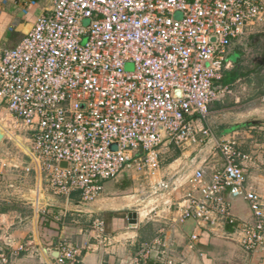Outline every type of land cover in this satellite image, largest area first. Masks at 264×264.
Listing matches in <instances>:
<instances>
[{
  "label": "built area",
  "instance_id": "1",
  "mask_svg": "<svg viewBox=\"0 0 264 264\" xmlns=\"http://www.w3.org/2000/svg\"><path fill=\"white\" fill-rule=\"evenodd\" d=\"M43 1L21 41L0 49V109L27 133L49 190L90 203L123 171L159 172L165 144L212 141L222 166L210 181L201 170L160 179L150 193L161 196L162 209L146 217L176 207L181 222L232 224L227 192L255 219L232 239L264 252V204L245 186L238 159L246 157L208 126L209 105L229 92L220 82L232 44L264 24V0ZM36 4L22 0L23 13ZM93 229L102 236L104 223ZM151 249L142 247L137 264ZM57 252L58 264L77 261L74 247Z\"/></svg>",
  "mask_w": 264,
  "mask_h": 264
},
{
  "label": "crops",
  "instance_id": "2",
  "mask_svg": "<svg viewBox=\"0 0 264 264\" xmlns=\"http://www.w3.org/2000/svg\"><path fill=\"white\" fill-rule=\"evenodd\" d=\"M21 1L0 0V49L15 47L46 6L45 1L36 0L37 4L23 13ZM255 32L264 36V24ZM250 35L254 33L232 44L229 56L232 66L220 82L229 87V92L209 105L208 126L217 137L235 140L237 151L246 157L238 159L245 170V186L259 195L264 204V142L260 131L264 129V121L255 119L256 114H264L258 104L264 102V95L242 97L233 90L249 72L238 55L241 56L240 50ZM236 54L238 57H234ZM2 126L6 130L3 140L10 138L7 127ZM23 133L25 139H19L24 146L29 145V148L25 146L29 153H24L31 160L25 166L23 177L31 180L34 189L27 190L25 198L34 202L22 201L20 198L24 195H19L22 192L18 189L10 193L9 199L0 198V264H58L54 254L62 244L78 250L77 261L67 264H137L135 259L144 245L153 249L142 264H264V252L246 250L232 239L241 227L255 223L248 203L242 198L233 199L227 192L223 193L232 224L223 218L207 224L194 220L181 222L176 207L154 212L152 218L146 217L151 207L162 209L161 197L146 205L150 206L147 212L135 209L140 202L139 193L144 194L152 184L170 174L201 170L209 182L215 170L222 166L212 141L185 148L165 144L160 151L159 172L143 176L133 170L123 171L102 183L93 202L84 203L78 193L67 198L49 190L46 176L32 155L28 135ZM126 177L144 179L145 183L139 191H129L130 182L124 181ZM36 192H39L37 202ZM130 213L137 215L134 226L129 223ZM98 220L105 226L102 236L93 229ZM192 235L197 236L195 241L191 240ZM154 242L157 244L153 245Z\"/></svg>",
  "mask_w": 264,
  "mask_h": 264
},
{
  "label": "rangeland",
  "instance_id": "3",
  "mask_svg": "<svg viewBox=\"0 0 264 264\" xmlns=\"http://www.w3.org/2000/svg\"><path fill=\"white\" fill-rule=\"evenodd\" d=\"M257 31V28L256 30ZM254 35H250L248 39L244 41V45L240 50L241 56L236 54L234 57H240L241 64L244 66L246 71H249V77H243L240 83H237L233 86V90L237 91V93L242 94L243 96L247 95H254L258 92L256 89L255 83H248L249 79L254 78V72L263 69L264 66V36L262 33L253 32ZM258 33V34H257ZM238 55V56H237ZM252 72V73H251ZM262 74H264V69L262 70ZM261 104L259 107H262L264 110V102L258 103ZM262 119L264 121V114L258 113L256 114L255 119ZM14 119L9 115V113L5 109H0V130L4 134L6 130L3 128L2 125H5L10 132V138H5L0 143V198L3 197L4 199H9L12 191L18 189L22 193L19 195H24L20 199L24 202H34L33 199L25 198V193L27 190H32V182L28 178L25 180L24 173H25V166L30 165V155H26L25 153H29L28 144L25 146L22 144V141L19 139H25V134L21 130L20 127L15 128V124L13 123ZM262 134L261 139L264 142V129L260 130ZM17 144V145H16ZM23 151H21L19 148ZM25 152V153H24ZM28 164V165H25ZM128 177L125 178L124 181L130 182L129 184V191H139L141 186L145 183L144 179L142 180H129ZM12 185V187H10ZM34 198V193H31ZM139 205L135 208H141V212L148 211L149 205L154 199H158L159 195L151 196L150 189H147L146 192L143 194L142 192L139 193ZM157 196V197H156ZM35 200L36 202L39 200V192L35 193ZM145 207V208H144ZM134 209V208H133Z\"/></svg>",
  "mask_w": 264,
  "mask_h": 264
},
{
  "label": "trees",
  "instance_id": "4",
  "mask_svg": "<svg viewBox=\"0 0 264 264\" xmlns=\"http://www.w3.org/2000/svg\"><path fill=\"white\" fill-rule=\"evenodd\" d=\"M263 69H264V66H263ZM263 69H260L259 71L254 72V78L249 79L247 81L248 83H255L256 89H258V92L256 94L261 95V96L264 95V74H262ZM249 76L250 74L247 73L246 77H249ZM233 80H234V76L233 78L230 79V81L233 82Z\"/></svg>",
  "mask_w": 264,
  "mask_h": 264
},
{
  "label": "water",
  "instance_id": "5",
  "mask_svg": "<svg viewBox=\"0 0 264 264\" xmlns=\"http://www.w3.org/2000/svg\"><path fill=\"white\" fill-rule=\"evenodd\" d=\"M212 40H214V39H212ZM4 136H5V134L3 132H1V130H0V143L2 142ZM111 149H116V145H112ZM60 165L61 166H66V163H61ZM128 217H129L128 218L129 219V223L133 224V226H134L135 223H136V218H137L136 213H130ZM57 254H58V252L56 251V253L54 254V258L57 257Z\"/></svg>",
  "mask_w": 264,
  "mask_h": 264
},
{
  "label": "bare ground",
  "instance_id": "6",
  "mask_svg": "<svg viewBox=\"0 0 264 264\" xmlns=\"http://www.w3.org/2000/svg\"><path fill=\"white\" fill-rule=\"evenodd\" d=\"M31 154V153H30ZM143 215H145L144 213H143Z\"/></svg>",
  "mask_w": 264,
  "mask_h": 264
}]
</instances>
